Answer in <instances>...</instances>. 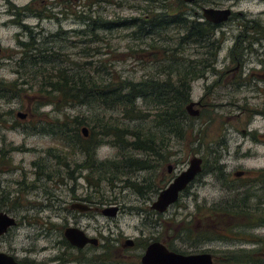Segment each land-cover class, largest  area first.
Here are the masks:
<instances>
[{"label":"rangeland","instance_id":"1","mask_svg":"<svg viewBox=\"0 0 264 264\" xmlns=\"http://www.w3.org/2000/svg\"><path fill=\"white\" fill-rule=\"evenodd\" d=\"M164 1L173 3L172 0ZM148 4L143 0H0V52L4 56L0 59V82L6 85L0 94V198L18 199L19 203V206L13 205L12 201L7 205L8 209L2 211L16 220L17 227L0 239V253L15 257L22 263L34 264H47L58 256L52 247L54 242L60 241L59 228L63 214L58 215L53 206L49 207V195L63 201L72 192L102 193L105 197L115 196L121 201H127V207L147 210L148 203L143 206L138 204V192L120 183L124 180L116 181L114 189L105 182L98 189L93 188V172L85 170L86 166L92 164L93 151L90 150L89 155L82 154L76 145L65 143L56 132L49 130L57 122L64 123L74 116H81L86 109L67 106L56 110L52 105L38 109L35 104L38 97L36 91H27L24 85L19 92L10 84L23 80V77L16 74V62L23 53L18 41L28 42L31 34L38 37V43L42 37L50 38L45 47H62L69 63L81 65V51L87 46L92 48L93 56L96 55L93 60L109 59L111 66H115L123 78L138 81L149 77L153 70L150 55L142 41L126 35L129 30L102 32L107 37L104 36V41L93 40L85 44L82 36L77 33L84 29L77 17L79 11L93 16V19L113 20L141 16V11ZM151 5L156 9L157 3L151 2ZM68 6L69 15L64 16ZM172 6L176 8L175 4ZM26 8L38 13L45 12L49 18L45 16L39 19L35 13L26 11ZM241 8L252 12L264 10V7L245 5ZM19 9V12L24 10L26 15L22 13L18 16ZM259 20L264 21V16ZM60 29L61 38H51ZM97 48L100 55L94 52ZM198 50L196 46L189 47L185 55L189 54L193 58ZM40 97V102H44L43 96ZM210 99L204 95L202 80L193 82L191 101L202 100L206 107H195L199 110V116L189 123L193 127L191 136L187 134V139L179 145L172 140L171 161L161 168L159 174L137 172L130 179V183H138L140 194L148 193L149 202H153L160 191L147 192L145 189L163 183L160 188L166 189L175 177L188 168L193 157L200 158L202 174L181 195L179 201L164 215L151 216L149 220L140 214L118 218L111 223L97 217L93 221V231L98 227L111 228L114 233H122L125 238L138 243L143 240L148 243L165 241L179 254L208 253L216 259L217 264H264V229L235 230L234 222L229 219L219 218L218 222L211 219L218 215L219 207L228 201L227 189L239 188L233 178L236 172H244L247 177L244 184H239L241 191H254L252 186L261 188L258 183H245L255 179L257 172L264 171V117L254 113L251 118V112L241 114L235 106L264 111V101H250L248 104L241 101L234 104L229 101H213V97ZM19 112L27 114L28 118L18 119L16 114ZM243 130H251L253 138L245 136ZM187 131L190 133L189 128ZM83 138H89V135ZM117 155L118 151L110 145L95 151L98 162L113 161ZM222 165H226L230 173L228 178L224 177ZM169 167L172 168L170 175L167 173ZM233 182L237 184L233 186ZM113 192L118 194H111ZM202 214L205 216L199 217ZM83 224L86 225V222ZM189 224L196 231L204 232L205 241L195 235L191 241L185 238L179 240V226L183 228ZM103 236L108 237L106 229ZM134 253L141 255V251ZM249 256H254L256 260H243ZM127 264L138 262L129 258Z\"/></svg>","mask_w":264,"mask_h":264},{"label":"trees","instance_id":"2","mask_svg":"<svg viewBox=\"0 0 264 264\" xmlns=\"http://www.w3.org/2000/svg\"><path fill=\"white\" fill-rule=\"evenodd\" d=\"M143 1L150 4L138 17L93 19V16L82 11L77 15L84 27L77 32L82 36L83 44L87 41L92 43L93 40L104 41L106 36L104 37L102 32L120 30H129L126 34L128 37L142 41L153 64L151 75L142 80L123 78L107 58L93 60L96 55L93 56L92 48L87 46L81 51L83 60L78 66L68 62L62 47L57 49L45 47L50 39L48 37H42L44 41L41 39L38 43V37L31 34L28 42L18 41L23 53L21 52L22 56L16 62V74L23 77V80L15 81L10 86L19 92L24 85L27 91H36L38 97L35 104L38 109L46 105H52L56 110L67 106L86 109L81 116H74L64 123L57 122L49 130L56 132L65 143L76 145L82 154L89 155L90 150L93 151L92 164L86 166L85 170L93 172L91 185L95 189L103 182L114 189L116 181L124 180L120 183L139 194L138 183H130L133 173L149 171L159 174L161 168L171 161L172 140L179 145L182 140L187 139V134L191 136V128L193 130L189 123L191 124L194 118L188 115L185 107L191 100L192 83L201 79L206 71L208 53L205 48L214 44L209 45L205 38L203 23L190 20L188 3L181 0H172L173 3L164 0ZM151 2L157 3L156 9L152 8ZM172 4H175L176 8H173ZM26 11L35 13L39 19L45 16L49 18V14L45 12L38 13L28 8ZM68 12L69 6L63 15H69ZM22 13L26 15L23 10L18 16ZM60 33L61 29L51 38L60 39ZM192 46L199 49L193 58L189 54L185 55L187 49ZM94 52L100 55L98 48ZM5 87V83L0 82V94ZM40 95L45 99L44 102H40L42 99ZM83 128L86 129L89 138H83ZM188 128L190 133L187 131ZM104 145H110L118 151L116 159L104 162L96 160L95 151ZM255 179L263 193L258 199L264 200V171L257 172ZM162 185L145 190L147 192L157 190L159 193L162 191ZM12 201L13 205L19 206L18 199L0 198V212L8 209L7 205ZM244 208L249 209L244 204L236 209L222 206L217 210L218 215L212 216L211 219L217 222L219 218L232 221L237 218L249 219L252 216L255 219L254 211L246 212ZM257 211L261 212L258 214V219L261 220L258 228H264V214L260 205ZM206 219L208 218L204 220ZM247 224L250 226V222ZM242 226L241 222L235 221L233 229L246 230ZM179 227V240L185 238L191 241L195 235L199 236L201 241H205L203 231H196L190 224L184 225L183 228ZM166 245L173 253H177L167 243ZM249 257L243 260L247 262L256 260L254 256ZM213 264H217L214 257Z\"/></svg>","mask_w":264,"mask_h":264},{"label":"flooded vegetation","instance_id":"3","mask_svg":"<svg viewBox=\"0 0 264 264\" xmlns=\"http://www.w3.org/2000/svg\"><path fill=\"white\" fill-rule=\"evenodd\" d=\"M243 5L264 7V0H193L189 3L190 20L203 23L205 38L209 41V45L214 44L212 47L205 48L208 53V65L203 77L199 79L203 82L204 95L209 100L213 97V101H229L234 104L241 101L245 104L250 101H264V24H262L263 20H259L264 16V10L252 12L242 9ZM211 9L228 11L226 20L211 22L206 19L203 16V10ZM1 58L4 56L0 52ZM197 102L199 104L196 105V108L205 109L206 105L203 104L202 100ZM235 108L240 109L241 114L251 112V118H253L254 113L262 114L264 117L263 110H250L245 106L239 108L237 105ZM27 118L28 115L26 114L25 120ZM242 133L253 138L251 130H243ZM227 149H229V144ZM221 167L224 177L228 178L230 173L227 171L226 165ZM233 178L234 181H237L239 188L227 189L228 201L224 202L222 206H230L233 209L242 204L248 206L249 209L244 208V210L250 213L254 211L255 219L250 216L249 219H232V222H241L244 229H264L258 228L260 227L258 226L259 223H261V220L258 219V214L261 213L257 211L258 206L260 205L264 211V200H259L257 195L263 194L260 191L261 188L256 189L252 186L254 191H247L246 189L241 191L240 185L244 184L247 178L246 174L236 172ZM250 181L245 184H256V179ZM237 183L233 182V186ZM68 194L69 196L63 201L60 198L51 195L49 198L48 196L51 203L49 207L53 206L54 212L58 215L63 214V217L61 218L62 225L59 228L61 231L60 241L54 242L52 247V250L58 252V256L49 260L47 264H127L129 258L141 264V258L153 243H159L169 252H173L168 249L164 241L148 243L143 240L138 243L125 238L122 233H114L115 231L111 228L98 227L93 231V221H96L97 217L110 223L118 218L129 217L134 214L144 215L146 220H149L151 216L158 217L160 214L151 209L155 201L149 202L148 193L147 195L139 193L137 196V199L139 198L138 204L143 206L148 203L147 210L143 209V211L141 208L127 207L129 203L119 200L118 197H105L102 193L72 192ZM111 194L117 195L118 193L113 192ZM104 211H107L106 215H104ZM84 222L86 225L83 224ZM247 222H250V226ZM148 224L153 226L152 223ZM16 227L17 223L14 228ZM14 228L9 229L7 233ZM69 229L81 231L88 240L97 241V245L87 244L81 249L73 247L65 238V231ZM104 229L107 230L108 237L103 236ZM6 234L0 236V239ZM128 241L132 244H128ZM135 251H141V255L134 253ZM12 258L19 264H34L22 263L15 257Z\"/></svg>","mask_w":264,"mask_h":264},{"label":"water","instance_id":"4","mask_svg":"<svg viewBox=\"0 0 264 264\" xmlns=\"http://www.w3.org/2000/svg\"><path fill=\"white\" fill-rule=\"evenodd\" d=\"M184 3H191L193 0H181ZM228 11H218V10H203V16L211 22H221L226 20ZM198 102H190L185 110L190 117L196 118L199 116V110L195 109ZM17 118L24 120L26 114L17 113ZM84 136L87 135L86 129H82ZM169 175L172 173V168H168ZM202 173V160L197 157H193L189 163L188 168L180 173L173 181L168 185L166 189L161 191L151 209L156 213L163 215L168 208L176 204L179 200L180 195L192 185L197 177ZM107 211H104V215ZM16 226L14 219L10 218L5 213H0V236L7 233V231ZM66 240L76 248H83L87 244L97 245V241L88 240L78 230H66L65 231ZM128 244L132 242L128 241ZM0 264H19L11 256L0 253ZM141 264H213V258L209 254L200 255H180L173 252H169L163 245L159 243L151 244L143 257L141 258Z\"/></svg>","mask_w":264,"mask_h":264}]
</instances>
